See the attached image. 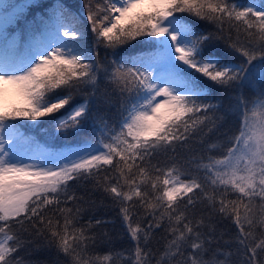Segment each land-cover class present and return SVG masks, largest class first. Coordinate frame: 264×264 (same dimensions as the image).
<instances>
[{"label":"snow or ice","instance_id":"1","mask_svg":"<svg viewBox=\"0 0 264 264\" xmlns=\"http://www.w3.org/2000/svg\"><path fill=\"white\" fill-rule=\"evenodd\" d=\"M229 115L224 151L198 153ZM41 125L60 148L21 130ZM89 184L131 249L95 251ZM37 239L53 264H264V0H0V264Z\"/></svg>","mask_w":264,"mask_h":264},{"label":"trees","instance_id":"2","mask_svg":"<svg viewBox=\"0 0 264 264\" xmlns=\"http://www.w3.org/2000/svg\"><path fill=\"white\" fill-rule=\"evenodd\" d=\"M64 2L71 7L74 11L80 9V0H64ZM241 3H246L247 0H240ZM185 15V14H177ZM29 19L31 17L29 16ZM81 19L86 24V18L81 17ZM191 19V18H189ZM192 23L198 26H204V22L192 20ZM209 28L211 26H208ZM92 35L89 31L85 44H91ZM136 45V48H139V45L134 41L132 42ZM125 49L132 51L134 49L129 46H124ZM117 52H121V49H117ZM100 56L103 59L105 56V50L101 48ZM109 60L112 59V56L109 54ZM210 84V82H209ZM210 90L213 96H220V90L212 88ZM246 95L250 94V90H246ZM227 98H225V104H227ZM47 120V118H44ZM24 124H30L31 122L22 121ZM238 128V121L232 116L229 115L220 123L217 130L210 132L204 138L203 143L197 142L193 145L194 149L201 154L204 153V149L208 144H215L217 147L211 150L210 154L220 155L224 151V143L228 135H231L235 129ZM45 125H41L40 128H22L27 135L34 136L41 143L51 144L57 148H60L62 141L54 140L51 135V129L47 128ZM87 131V130H86ZM180 157H186L188 153L180 152ZM163 159V158H161ZM183 163V159L179 161ZM76 192L78 195H83L86 202H82L85 211L81 216V223L87 222L91 219L93 222L97 219L108 221L92 229V232L96 234V249L95 251L99 254L108 253L109 250L112 251H123L125 249H131L133 247V241L130 239L129 234L126 230V226L123 223L121 216L119 214V207L113 206L112 201L99 190H93L91 184L87 186V189L84 187H76ZM214 223L216 225L217 235L223 234L222 239L218 241L219 246L223 250L233 251L236 247V244L233 241L234 236L237 233L235 225L229 219H222L219 216L215 217ZM162 235L161 230H156V238L152 242V247L155 249L160 248V251H163L164 241L160 239ZM31 239V237H29ZM225 242H229L226 244ZM43 240L37 239L35 243L27 244L24 248L20 249L15 255L22 257L25 261H31L33 264H53L54 259L56 258L55 249H49L46 247H41L39 250H36L37 245H42ZM217 245L214 244L213 248ZM211 253L205 256V259H210ZM222 258V257H221ZM61 260L64 259L63 256L60 257ZM118 264H124L123 260L119 261ZM155 264V261H153Z\"/></svg>","mask_w":264,"mask_h":264},{"label":"rangeland","instance_id":"3","mask_svg":"<svg viewBox=\"0 0 264 264\" xmlns=\"http://www.w3.org/2000/svg\"><path fill=\"white\" fill-rule=\"evenodd\" d=\"M27 163H39V161L38 160H36V159H33V160H28V161H26Z\"/></svg>","mask_w":264,"mask_h":264}]
</instances>
